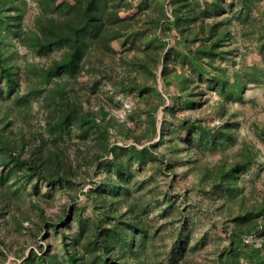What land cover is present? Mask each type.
<instances>
[{
	"label": "trees",
	"instance_id": "trees-1",
	"mask_svg": "<svg viewBox=\"0 0 264 264\" xmlns=\"http://www.w3.org/2000/svg\"><path fill=\"white\" fill-rule=\"evenodd\" d=\"M29 1L34 3L37 13L31 26L25 27L22 20L28 1L0 0V82H3L0 95L8 98L4 104L7 108L0 111V214L2 203L6 205L16 198L22 183L30 184L32 194L45 197L47 194L39 184L49 190L68 188L82 164L89 168L92 164L94 172L101 173V179L92 181L89 191L103 213L102 219L87 218L81 209L70 206L66 214L58 216L57 222H47L40 211V217L48 223L46 226L60 233L61 250L52 254H48L49 250H30L17 264H190L188 258L198 245V241L193 242L191 228L185 233L190 221L174 226L168 219L176 212L169 187L161 191L162 198L159 193L151 201H143L144 187L157 182L155 174H165L173 167L171 157L156 151L166 136L172 152L178 151L174 145L178 138L184 143L185 151L198 155L233 141L230 131L233 123L224 121L210 127L199 120L179 119L173 104L162 109L158 128L155 112L164 103L161 93L155 86L129 82L121 87V92L133 93L145 104L138 112L147 117L149 137L158 134V140L141 147L137 145L138 138H135L137 144H112L105 113L98 117L95 112L84 111L79 104L81 95L72 87V82L77 81L87 53L113 52L111 43L116 42L121 47L128 44V49L135 51L133 60L136 59L140 68L148 67L151 62L148 58L161 63L163 92L182 105L195 103L192 98L197 85L202 83L225 101L242 100L249 82L264 88V67L253 63L227 74V68L216 62L227 60L226 48L233 34L230 27L236 31L241 25L245 27L243 35L254 33L259 44L258 54L264 58V26L256 23L261 22V17L254 0ZM11 41L37 56L54 47L61 48L62 52L48 65L25 62L22 70L18 63L12 62L13 51H7ZM141 52L147 58L139 55ZM170 85L176 93L171 92ZM153 97L158 100L150 104ZM35 100L46 111L40 131L27 134L22 126L14 130L12 116L21 118ZM168 117L172 118L170 128L166 126ZM68 142L85 147L89 164L78 159L72 164L63 155ZM76 150L79 152L80 148ZM240 158L229 165L220 162L215 167V179L209 183L214 193L230 194L226 179L237 178L236 174L246 171L253 153L247 149ZM63 160L67 162L66 168ZM147 166H151V173L135 181V174ZM159 200L165 204L159 216L168 221L150 231L142 215ZM122 206L124 211L120 209ZM261 218L264 219V202L234 216L227 245L216 252L210 264H264ZM73 220L77 229L66 233L65 227L69 228ZM167 225L171 227L169 243L157 248L155 240ZM252 234L259 236V245L245 242Z\"/></svg>",
	"mask_w": 264,
	"mask_h": 264
},
{
	"label": "rangeland",
	"instance_id": "rangeland-1",
	"mask_svg": "<svg viewBox=\"0 0 264 264\" xmlns=\"http://www.w3.org/2000/svg\"><path fill=\"white\" fill-rule=\"evenodd\" d=\"M27 1V10L22 20L25 27L31 26V21L37 13L34 3ZM254 2L261 17V22L256 23L264 26V0H254ZM230 28L233 34L226 48L229 56L226 61L217 60L216 63L226 67L227 74L232 73L234 69H246L253 63L264 67V58L258 54L259 44L254 33L243 35L245 31L243 25L238 26L236 31L234 27ZM172 34L176 35L175 32ZM11 42L12 44L7 46V51H13L12 62L18 63L21 69L25 62L48 65L62 52L61 48L54 47L44 55L37 56L28 52L19 43ZM171 43L175 41L172 40ZM111 46L113 52L110 53H87L82 60L77 81L72 82V87L81 95L79 104L84 111L95 112L98 117L105 113L110 143L137 144L135 138H138L140 142L137 145L141 147L142 144H150L158 140V134L149 137L147 117L138 112L145 107V104L140 102L133 93L121 92V87L127 86L129 82L155 86L161 93L164 103L155 112L158 128L162 120V109L173 104L175 116L179 119L199 120L210 127L220 125L224 121L233 123L230 128L233 141L215 151L200 152L198 155H194L189 150L185 151L184 143L178 138L174 140L178 151L172 152L169 148L171 143L167 140L169 136H166L156 151L159 155L166 154L167 157H171L173 167L165 174H155L157 182L147 184L142 197L143 201H151L152 197L161 193L159 197L162 198L161 191L169 187L176 212L168 219H171L174 226L190 221L185 233L191 228L193 242L198 241L196 249L188 258L189 263L210 264L216 252L227 245V234L233 226L231 219L264 202V88L249 82L243 90L242 100L225 101L202 83L197 85L192 98L195 103L182 105L164 94L160 76L161 63L156 64L148 58V61H151L148 67L140 68L136 59L133 60L135 51L129 50L128 44L121 47L116 42H112ZM139 55H144V59L147 58V55L142 52ZM169 68L171 69L172 66ZM21 74L24 75V72L22 71ZM168 87L172 93H176L173 85ZM2 89L1 81L0 90ZM22 89L23 82L20 91ZM7 100V97L3 98L0 95L1 112L7 108L4 105ZM151 100L150 104H155L158 99L153 97ZM6 112L10 116L7 110ZM45 115V109L35 100L31 107L23 112L21 118L12 116V127L15 130L22 126L27 134H33L42 128ZM170 121L172 118H166L168 128H170ZM68 143L63 155H67L72 164L77 159L84 164L89 162L90 157L86 155L87 151L82 144L76 146L74 143ZM77 147L80 148L79 152L76 150ZM247 149L253 153L251 164L246 171L236 174L237 178L226 179L230 186V194L220 196L214 193L209 183L215 179L213 177V173L216 172L215 167L220 162H226L229 165L240 160V155ZM63 161L66 168L67 162ZM89 166L91 168L81 165L78 175L73 178V184L68 188L49 190L41 183L39 187L47 196L39 197L32 194L29 183H22L21 187H23L19 188L17 197L8 201L6 205L2 203L0 264H17L30 250L36 252L49 250L48 254L61 250L60 233H54L46 226L48 223L42 220L40 211L47 222H57L58 216L61 213L66 214L65 211L70 206L81 209L83 217L102 219L103 208L89 191L92 181L101 179V173H95L92 164ZM151 171V166L145 167L135 174V181L146 178ZM20 183L14 184L11 189H15ZM148 189L152 192H148ZM163 202L159 200L154 204L153 209L151 206L148 213L142 215L143 222L150 227V231L167 224L168 219L159 216L160 209L165 205ZM120 209L124 211L125 207L122 206ZM261 221L264 222V219L261 218ZM169 225L163 228L155 240L157 248L163 243H169L168 231L171 228ZM76 229V222L73 220L69 228L65 227L64 231L71 233ZM259 239L258 235L252 234L245 238V242H254L259 245ZM199 241L204 242V245H201Z\"/></svg>",
	"mask_w": 264,
	"mask_h": 264
}]
</instances>
